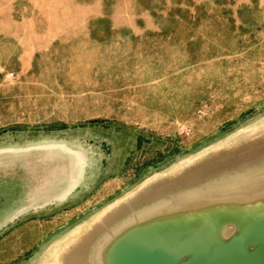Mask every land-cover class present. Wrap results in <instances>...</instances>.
<instances>
[{"label": "rangeland", "instance_id": "rangeland-1", "mask_svg": "<svg viewBox=\"0 0 264 264\" xmlns=\"http://www.w3.org/2000/svg\"><path fill=\"white\" fill-rule=\"evenodd\" d=\"M89 1L0 0V264H46L63 242L71 239L73 252V242L82 237L89 252L97 217L107 221L115 211L130 213L132 206L173 212L181 205L229 202L226 213H264V9L261 50H254V34L248 31L244 42L234 25L224 42L231 66L228 106L209 121L206 107L198 109L192 129L182 122L166 123V130L163 123H146V135L155 136L134 151L132 136H116L114 124L86 123L95 106L68 104L79 99L60 95L56 85L58 90L51 89L57 79L70 76L63 72L79 68L72 44L82 38L83 2ZM176 1L179 6L191 0ZM203 1L211 8L218 1L239 0ZM130 5L152 7L159 16L176 13L175 3L161 7L134 0ZM182 11L188 17L189 10ZM250 13L254 17V9ZM54 40L60 46L47 57L42 49ZM36 51L41 52L34 70L30 60ZM238 71L245 80H238ZM246 90L244 104L239 98ZM77 182L81 186L70 198L51 205L61 185ZM33 204L49 207L24 213ZM45 224L49 228L38 231L36 225ZM27 229L34 233L25 237ZM83 249L79 256L70 254V262L79 263Z\"/></svg>", "mask_w": 264, "mask_h": 264}, {"label": "crops", "instance_id": "crops-1", "mask_svg": "<svg viewBox=\"0 0 264 264\" xmlns=\"http://www.w3.org/2000/svg\"><path fill=\"white\" fill-rule=\"evenodd\" d=\"M144 1L161 7L175 3V16L156 15L152 7L136 9L130 5L134 0L83 2L85 14L78 30L82 38L79 43L72 44L78 50L79 68L71 67L63 72L70 76L63 81L57 79L51 86L54 91L59 87L60 95L79 99L68 104L95 106V115L86 117V123L114 124L116 136H132L134 151L155 136L153 133L146 135V123H163L166 130V123L182 122L192 129L198 109L206 107L209 121L215 112H222L223 107L228 106L231 66L224 42L231 39L232 25L244 42L248 31L254 34V50H261L263 43L259 28L263 22L264 0H239L230 4L218 1L215 5L212 3L211 8L203 0L184 1L179 6L176 0ZM120 4L124 6L119 9ZM253 9L254 17H250ZM182 10H189L188 17H183ZM230 10L232 14L226 16ZM119 11L127 12L120 14ZM139 14L142 16H137ZM211 26L219 28L212 32ZM56 40L42 49L47 57L54 56L49 53L60 46ZM214 41L219 42L212 44ZM213 50H218V54H211ZM40 52H34L30 60L34 70L39 66ZM241 55L247 58V55ZM76 70L77 76L73 77ZM243 76L246 74L238 71V80H245ZM245 89H248L247 84ZM246 95L247 90L241 95L243 98H239L240 95L236 98L246 104ZM174 129L169 132H175ZM80 186L78 182L73 187L61 185L51 205L66 201ZM46 206L29 205L24 213L36 212ZM36 226L38 231L49 228L46 224ZM32 233L34 231L27 229L25 237Z\"/></svg>", "mask_w": 264, "mask_h": 264}, {"label": "water", "instance_id": "water-1", "mask_svg": "<svg viewBox=\"0 0 264 264\" xmlns=\"http://www.w3.org/2000/svg\"><path fill=\"white\" fill-rule=\"evenodd\" d=\"M230 206L181 205L173 212L132 206L130 213L115 211L107 221L101 214L92 231L98 236L90 242L91 252L83 249L88 242L83 237L73 242L71 252L68 239L49 254L46 264H76L68 256H79L81 249L84 256L77 264H264V213H226ZM215 209L221 213H212Z\"/></svg>", "mask_w": 264, "mask_h": 264}]
</instances>
